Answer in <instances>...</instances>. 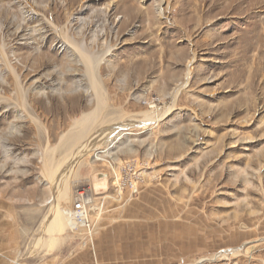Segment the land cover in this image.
Segmentation results:
<instances>
[{"label":"rangeland","instance_id":"374dc122","mask_svg":"<svg viewBox=\"0 0 264 264\" xmlns=\"http://www.w3.org/2000/svg\"><path fill=\"white\" fill-rule=\"evenodd\" d=\"M158 1L0 0L1 211L27 205L35 217L44 210L27 243L1 253L4 264H73L75 255L89 264L84 235L67 223L50 230L48 215L51 174L72 148L67 136L80 131L75 120L97 100L85 65L49 20L97 54L112 47L113 63L98 70L109 120L171 108L161 120L122 130L106 158L138 165L137 193L119 195L108 163L93 158L74 165L91 180L73 175L63 206L80 188L105 196L96 237L119 224L136 227L141 248L133 261L193 264L225 252L217 264H264V0H167L168 18L159 17ZM109 4L102 20L96 9ZM100 174L106 188L95 186ZM8 222L2 217L1 227Z\"/></svg>","mask_w":264,"mask_h":264},{"label":"bare ground","instance_id":"6f19581e","mask_svg":"<svg viewBox=\"0 0 264 264\" xmlns=\"http://www.w3.org/2000/svg\"><path fill=\"white\" fill-rule=\"evenodd\" d=\"M165 1L167 0L158 1L157 11H158L159 17L163 16L165 18H168V15L165 14V9L162 7V3ZM79 8H80V11L75 13L77 15L76 19L77 21L79 20L82 21L80 16L84 10L89 8V6H87V4L80 5ZM93 10L94 11L97 10L98 14L102 16V20H105L109 16L111 5L109 4L105 8V10H103L102 7L101 9L98 8L95 10L94 8ZM75 14H73L71 18H73ZM71 18L69 22L72 21ZM74 19L75 18H73V20ZM48 22L51 25V27H53V29L57 32L63 44L67 48H70L71 50L76 52L80 58V61L85 65L86 70H87V76L89 77V80H90L91 88L94 91V94L97 100L96 102L97 105L94 110L87 112V113H83L82 116H80L78 119L75 120L73 124V128L75 129L76 127L77 128L80 127L81 129H79L80 131H78L77 133L74 132V134L67 136V139H68L67 141L72 142V148L69 150L67 155L64 157L65 158L64 161L59 166H57L55 170L53 169L54 172L51 174V177H50L53 190L55 191V202L53 201L51 211L48 215L49 225L48 224L47 225L49 226L50 230H55V229L62 230L65 227L66 223L67 224L69 223L67 215H66L69 209L63 206V202L70 200V192H71L73 182H74L72 180V177L74 175V177H76L77 180L80 177H82L79 171H74V165L78 163H81L83 165L88 159H93V158H95L96 160L106 162L107 161L106 158L111 156V154H113V152H111V149H113L114 146L124 136H126V133H124L122 130L127 129L128 127H130V125H140V124L143 125V124H148L149 122L153 120H161L170 111L171 108H168L164 112L157 113V114L154 110L152 111L148 110V111L141 112V116H142L141 119L137 118L136 116H129L126 118L124 117L126 114L125 115L121 114L119 117L116 116L118 117L117 119L110 118L112 120H109V118H107L102 113V110L104 107V101H105L104 99L105 91L102 87V78L98 70H99V66L105 60L107 61V63H110V64L113 63V60L108 57V55H110L109 53L112 51V47L109 45H106V49L104 53L97 54L91 50V44H86L85 41L79 42V41L74 40L72 37H70L69 33L65 30V27L64 28L59 27L56 24V22L52 20H49ZM125 24L126 23L122 21V23H120V29H122V27ZM81 31L80 29H78L77 33L80 34ZM97 36L103 37V34L97 35ZM195 52H193L192 56L188 59L187 80H189L191 77V66L194 64L195 60L197 59V54ZM97 122H98V126L95 127ZM111 167H113V169L115 168L113 165ZM99 177H102L101 179H103L104 181L101 182V181H95V179H92L93 181H95V186L98 187L99 185H104L106 188L107 185L105 181L106 180L105 175L100 174ZM81 179H82L81 181H85V182L87 180H91V178L88 176L87 177L83 176ZM81 189H84L87 192L90 191V188H81ZM120 194L121 192H119V195ZM106 197H109V196H106ZM97 209H101V208L98 206V204L95 203L93 216H95L96 219H99V216L101 217L103 210H101V215H100L97 212ZM237 252H239V248H234L231 250V253L236 254ZM227 256L228 255L225 252L220 254V257L222 259L227 258ZM204 260L205 259H202L200 261H204Z\"/></svg>","mask_w":264,"mask_h":264},{"label":"crops","instance_id":"0c3cea01","mask_svg":"<svg viewBox=\"0 0 264 264\" xmlns=\"http://www.w3.org/2000/svg\"><path fill=\"white\" fill-rule=\"evenodd\" d=\"M4 203L0 200V264H4L1 253L17 252L20 245L27 243V235L35 227L36 221L38 219L42 221L44 217L43 209L39 215L34 217L32 209L27 205H19L18 208L17 205L12 204L9 206L8 212H2L1 207ZM41 206L43 207V205ZM2 217L9 220L8 228L1 227ZM140 238L142 241L144 240V237ZM127 242H131V245H128ZM139 242L141 240L137 237L136 227L119 224L114 229L106 231L99 238L96 237L93 245H88V252L82 256L88 258L89 264H151L129 259L130 255L140 253ZM73 259V264H81L77 255Z\"/></svg>","mask_w":264,"mask_h":264},{"label":"built area","instance_id":"2783aa9c","mask_svg":"<svg viewBox=\"0 0 264 264\" xmlns=\"http://www.w3.org/2000/svg\"><path fill=\"white\" fill-rule=\"evenodd\" d=\"M112 173L113 185L117 192L124 193L130 191L135 194L139 190V184L143 180L138 165L133 161L123 162L114 165L112 161H106ZM114 166L113 169L111 166ZM101 198V199H100ZM99 199L92 193L84 189H77L73 205L66 213L68 218V229L74 234L84 235V245H93L96 235L98 234L97 219L93 216L95 203L104 211L105 198ZM96 200V201H95ZM103 213V212H102ZM219 254L205 258L204 261H197L193 264H217ZM202 260V259H201Z\"/></svg>","mask_w":264,"mask_h":264}]
</instances>
